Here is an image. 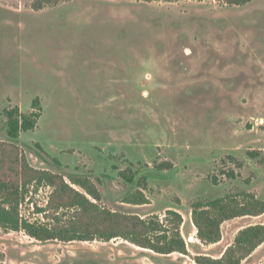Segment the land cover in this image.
<instances>
[{
    "label": "rangeland",
    "instance_id": "1",
    "mask_svg": "<svg viewBox=\"0 0 264 264\" xmlns=\"http://www.w3.org/2000/svg\"><path fill=\"white\" fill-rule=\"evenodd\" d=\"M15 106L39 114L17 142L0 133V181L19 184L21 218L65 225L75 210L31 169L80 192L70 178L83 175L109 210L177 209L189 244L164 255L122 237L38 240L0 226V264H198L264 224V213L226 220L210 245L191 212L226 195L264 200V0H0L1 125ZM137 191L147 203L126 201ZM240 264H264V242Z\"/></svg>",
    "mask_w": 264,
    "mask_h": 264
},
{
    "label": "trees",
    "instance_id": "2",
    "mask_svg": "<svg viewBox=\"0 0 264 264\" xmlns=\"http://www.w3.org/2000/svg\"><path fill=\"white\" fill-rule=\"evenodd\" d=\"M231 1L241 2V0ZM39 3L41 2L38 1L37 5ZM36 7L40 8V5ZM34 103L35 106L39 105L37 99ZM5 113L7 119L4 125L0 124V133L4 129L7 139L13 142L19 140L21 132L33 129L39 116L37 112L24 115L18 106L7 109ZM37 146L42 150L39 144ZM4 152L5 149L0 146V155L2 156ZM55 162L58 163L57 160ZM130 170L132 171L131 168ZM31 171L35 180L45 181L55 187L53 194L61 203L59 207L75 208L72 218L67 224L57 226L37 225L24 220L19 212L21 197L19 184L0 181L1 227L15 231L23 229L38 240L86 241L96 238L110 240L122 237L156 253L188 254L187 242L181 232L184 219L177 209H168L163 219L159 216L142 218L138 215L112 211L97 203L101 200V192L96 184L86 176L76 175L70 178L72 183L84 189V192H80L70 186L61 175L46 170L31 169ZM121 176L127 182L133 183L136 173L123 170ZM137 184L139 188L146 189L147 178L140 177ZM138 191L128 196L126 201L133 204L147 203V198ZM191 212L192 222L197 229L196 237L204 244H213L222 238L221 225L223 222L236 217L264 213V200L251 193H244L240 198L226 195L206 201L197 200L192 203ZM263 242L264 224L249 225L239 230L234 243L227 247L220 258L200 255L194 260L198 264H240Z\"/></svg>",
    "mask_w": 264,
    "mask_h": 264
},
{
    "label": "crops",
    "instance_id": "3",
    "mask_svg": "<svg viewBox=\"0 0 264 264\" xmlns=\"http://www.w3.org/2000/svg\"><path fill=\"white\" fill-rule=\"evenodd\" d=\"M195 238H196V235L194 236ZM190 242H192V241H190ZM218 243V242H217ZM217 243H213V245L214 244H217ZM187 244H189V242H187ZM211 245V244H210ZM173 253H175V252H173ZM170 254H172V253H170ZM164 255H167V254H164Z\"/></svg>",
    "mask_w": 264,
    "mask_h": 264
}]
</instances>
